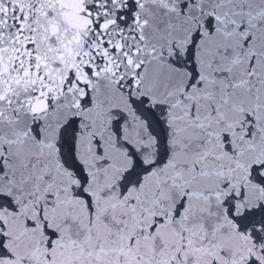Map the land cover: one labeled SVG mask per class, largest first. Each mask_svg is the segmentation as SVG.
<instances>
[{
	"label": "snow or ice",
	"instance_id": "snow-or-ice-1",
	"mask_svg": "<svg viewBox=\"0 0 264 264\" xmlns=\"http://www.w3.org/2000/svg\"><path fill=\"white\" fill-rule=\"evenodd\" d=\"M0 264H264V0H0Z\"/></svg>",
	"mask_w": 264,
	"mask_h": 264
}]
</instances>
